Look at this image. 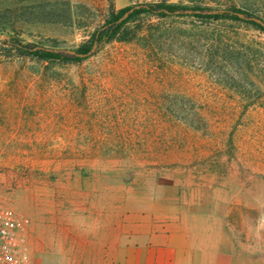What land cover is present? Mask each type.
I'll list each match as a JSON object with an SVG mask.
<instances>
[{
	"label": "rangeland",
	"instance_id": "374dc122",
	"mask_svg": "<svg viewBox=\"0 0 264 264\" xmlns=\"http://www.w3.org/2000/svg\"><path fill=\"white\" fill-rule=\"evenodd\" d=\"M144 1L157 0H0V37L72 48L109 8ZM165 1L239 6L264 26V0ZM128 27L132 38L100 42L76 65L0 55V204L26 224L29 264H64L82 242L103 236L112 240L113 254L146 230L171 229L206 246L217 263L264 264V30L239 19L147 13ZM209 44L232 46L235 64L244 58L249 65L240 78L198 65ZM159 50L185 52L186 63L178 58L166 66ZM82 88L86 115L65 114V107L77 109ZM69 90L75 98L66 100ZM173 98L204 104L199 113L210 120L212 141L232 132L238 162L222 154L193 161L191 146L177 157L181 129L171 127L166 136L175 145L166 158L63 157L67 147L123 146L127 131L139 132V140L152 137L154 126L162 134L174 121L167 108ZM99 132L116 133L97 139Z\"/></svg>",
	"mask_w": 264,
	"mask_h": 264
},
{
	"label": "trees",
	"instance_id": "16d2710c",
	"mask_svg": "<svg viewBox=\"0 0 264 264\" xmlns=\"http://www.w3.org/2000/svg\"><path fill=\"white\" fill-rule=\"evenodd\" d=\"M151 14L154 16H171V15H185L190 14L199 18L206 19H239L247 21L260 29L264 30V26L260 23L262 20L257 21L258 16L251 12L248 9L230 5L229 7L218 9L211 7L209 5L201 4H186L180 2H169L165 0L157 1H144L139 3L126 4L118 8H109V11L104 18L103 22L95 27L88 37L78 43L72 48H65L59 46H46L37 44L32 41H24L18 36L13 34H6L5 36L0 37V55L4 56H15L20 58H28L36 61H45L48 64H54L58 66H69L80 64L82 60L92 55L96 49V45L100 42H107L112 39L119 40H129L135 35V30L132 31L128 36V22L135 20L140 14ZM147 34H152L150 31ZM167 34H170L167 32ZM177 35V34H176ZM148 37H145V40H148ZM172 37V36H170ZM176 38V36H175ZM181 38V36H179ZM178 39V38H177ZM190 40V38H187ZM162 44V43H161ZM216 44H209L205 53L201 55V58L198 62V65L207 70L210 73H215V75L227 76L230 75L240 78L243 65H249L245 63L244 58L238 60L237 63L233 62L237 57H232L234 50L232 46L228 48L221 47L220 45L210 46ZM160 51L159 59L160 62L169 64L174 61L177 63V59L181 58V64H185L187 56L182 54L181 56L173 54L169 51ZM169 58V59H168ZM236 61V60H235ZM222 63V72L216 70L215 64ZM162 64V65H163ZM163 66L162 69L166 68ZM249 67V66H248ZM173 70V68H170ZM175 71V70H174ZM173 72V71H172ZM182 70L179 72V76L182 75ZM66 72L62 73V76L70 81ZM245 77L247 74L245 73ZM255 75H251V78H255ZM79 99L76 101L77 109L66 108L64 109L65 114L67 112L76 111L75 113H83L86 115L84 104L85 93L84 88L79 90ZM66 100L74 99L75 94L71 90L64 92ZM161 101V100H160ZM162 103L164 101H161ZM160 102V103H161ZM161 103L162 109H165V106ZM197 103L195 100L188 99H177L173 98L168 102L169 117H172L174 121L168 125L167 129L162 128V134L157 135L159 130L152 128L149 129V134H152V137L144 138L140 136L139 132L127 131L125 132V138L127 140L126 144L119 147H106L103 145L89 146V147H77L71 148L67 147L62 150L63 157H78V158H92L99 157L103 159H112V158H145V159H162L169 156L167 154L170 149H173L171 146L175 145L169 134L170 127L173 129H181V141L175 145V149L179 150V156L183 157L186 153V146L195 147L193 153L190 154V159L196 161V158L201 160L207 159L211 160L213 157L218 158L221 154L225 155L226 161L233 159L235 162H238V154L231 145H233V135L232 132H228L224 141H221V138L218 140H213L214 134L210 128L209 118L202 116L199 111L204 108V104ZM203 105V106H202ZM206 108V107H205ZM202 113V112H201ZM143 118L147 117L145 114H142ZM213 122V121H212ZM183 125V126H182ZM160 124H157L159 127ZM163 126V125H162ZM161 127V126H160ZM148 129H145L146 134ZM154 132V134H153ZM116 132H107L104 135V132H99L95 136L97 139H106L108 134L115 135ZM200 135L205 136L201 140ZM92 138V135H91ZM134 139V140H132ZM136 141V142H135ZM143 141V142H142ZM146 141L150 142V150L147 151L145 146ZM221 141V143H220ZM142 142V145H141ZM224 142V143H222ZM136 144L137 146H135ZM151 144H154L151 146ZM156 144V147H155ZM202 145V146H199ZM153 147V148H152ZM178 155V154H177ZM241 157V156H240Z\"/></svg>",
	"mask_w": 264,
	"mask_h": 264
},
{
	"label": "crops",
	"instance_id": "0c3cea01",
	"mask_svg": "<svg viewBox=\"0 0 264 264\" xmlns=\"http://www.w3.org/2000/svg\"><path fill=\"white\" fill-rule=\"evenodd\" d=\"M186 237L181 229L163 234L146 230L135 243H120L112 254V240L103 236L85 240L62 260L64 264H113L112 260L115 264H223L216 262L214 254L209 255L206 246L193 245Z\"/></svg>",
	"mask_w": 264,
	"mask_h": 264
},
{
	"label": "built area",
	"instance_id": "2783aa9c",
	"mask_svg": "<svg viewBox=\"0 0 264 264\" xmlns=\"http://www.w3.org/2000/svg\"><path fill=\"white\" fill-rule=\"evenodd\" d=\"M25 222L11 207L0 204V264H28Z\"/></svg>",
	"mask_w": 264,
	"mask_h": 264
}]
</instances>
